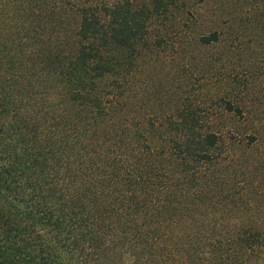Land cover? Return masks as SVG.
I'll return each mask as SVG.
<instances>
[{
  "label": "trees",
  "instance_id": "obj_1",
  "mask_svg": "<svg viewBox=\"0 0 264 264\" xmlns=\"http://www.w3.org/2000/svg\"><path fill=\"white\" fill-rule=\"evenodd\" d=\"M220 1L234 32L264 40V0ZM189 11L0 0V264H264L261 95L223 100V115L252 125L240 137L190 108L152 113L136 75Z\"/></svg>",
  "mask_w": 264,
  "mask_h": 264
},
{
  "label": "rangeland",
  "instance_id": "obj_2",
  "mask_svg": "<svg viewBox=\"0 0 264 264\" xmlns=\"http://www.w3.org/2000/svg\"><path fill=\"white\" fill-rule=\"evenodd\" d=\"M184 1L190 11L187 14L174 12L169 34L154 50L152 61L136 72L138 79H147L151 83L147 96L152 100V113H160L163 117L176 108H190L211 124L216 121L218 126L226 129L237 128L238 135L243 137L252 125L230 114L223 115L221 104L226 99L235 103L237 97L249 96L253 90L264 100V75L260 73L261 78L257 79L247 70L250 64H245L250 61L264 67L261 51L264 40H254L257 30L254 26L243 35L240 28L239 32H234L237 25H230L227 15H222L220 0ZM198 13L202 17L200 21L196 19ZM211 31L219 32L221 41L198 50L193 45L195 36ZM186 39L192 43L184 44ZM192 50L193 53H189ZM244 83L247 88H243ZM246 100L249 103L250 99ZM141 102L143 106L146 101Z\"/></svg>",
  "mask_w": 264,
  "mask_h": 264
}]
</instances>
